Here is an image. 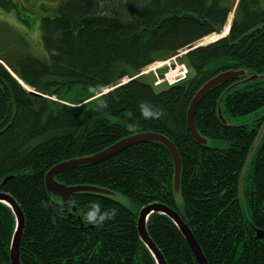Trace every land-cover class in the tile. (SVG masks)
Masks as SVG:
<instances>
[{"label":"trees","instance_id":"obj_1","mask_svg":"<svg viewBox=\"0 0 264 264\" xmlns=\"http://www.w3.org/2000/svg\"><path fill=\"white\" fill-rule=\"evenodd\" d=\"M228 18L229 32L219 39L214 33L228 29ZM35 21L44 55L24 48L13 62L0 58L24 88L43 96L29 94L0 65V192L16 200L24 217L21 264H155L137 233V214L151 203L179 214L208 264H264V240L256 238V231L264 233V135L238 198L241 171L264 123V81L223 99V118L242 124L223 125L216 114L232 83L213 89L199 104L198 132L225 142V148L197 145L186 129L189 103L206 81L232 69L264 74V0H62L53 15L31 18L30 28ZM204 37L219 40L178 59L188 69L183 80L157 89L154 77L146 81L141 75ZM182 73L177 68L171 75ZM142 107L161 115L146 118ZM140 132L161 134L176 147L180 204L172 193L171 157L157 144L134 145L55 178L67 186L108 189L129 207L82 195L61 205L47 194L44 175L52 166ZM7 177L12 180L2 184ZM94 203L98 214H114L88 223L85 214ZM14 228L12 211L0 204V264H9ZM147 232L166 264H196L166 216L152 215Z\"/></svg>","mask_w":264,"mask_h":264},{"label":"water","instance_id":"obj_2","mask_svg":"<svg viewBox=\"0 0 264 264\" xmlns=\"http://www.w3.org/2000/svg\"><path fill=\"white\" fill-rule=\"evenodd\" d=\"M263 26H259L256 29H261ZM252 30V31H254ZM221 29L217 32L220 33ZM229 32V27L227 32H225V36H227ZM201 46V45H199ZM191 47L183 54L187 53L188 51L196 48ZM181 54V55H183ZM6 65V64H5ZM256 81H264V74L257 75V74H250L246 70L238 69V70H226L223 72L218 73L208 81H206L194 94L192 97L189 106L186 112V129L189 133L190 138L197 144L203 147H209L210 140L204 138L197 130L195 124V113L196 110L204 99V97L211 92L213 89L217 88L220 85L232 83L230 84L225 91L222 93L218 100L216 114L219 121L223 125H229V123L223 118L222 116V102L225 96L230 93L232 90L243 87L250 83ZM21 86V81H17ZM29 94L40 96L38 93L26 90ZM264 135V123L262 124L261 128L258 131V134L255 138V141L249 151L248 158L243 166V169L240 174L239 179V195L238 198L242 200V183L245 177L246 171L251 163V160L255 154V151ZM138 144H157L165 148L168 154L171 157L172 164H173V175H172V193L176 203H181V195H180V176H181V161L178 154V151L174 144L168 140L165 136L152 133V132H140L131 134L123 139L118 140L117 142L113 143L112 145L108 146L104 150L74 159H69L62 161L54 166H52L44 175V186L47 194L51 198H57L59 200V204L61 205H68L70 200L74 196L82 195V196H91L106 199L112 202H116L126 206L125 202L122 200L123 196L121 197L120 194L114 193L108 189L93 186V185H72L67 186L64 183L58 182L55 178L60 175L61 173L76 169V168H83L89 167L96 164H99L103 161L108 160L109 158L119 154L120 152L124 151L125 149L138 145ZM12 177H7L2 184H6L7 182L11 181ZM0 204H3L10 208L13 213L15 219V228L12 234L11 242H10V249H9V264H21L20 255H19V248L21 243L22 233L25 227V221L20 209V206L16 202V200L8 193L0 192ZM71 213H76L75 206L69 207ZM159 214L166 216L171 222L176 226L177 230L179 231L180 235L183 237L185 242L187 243L193 257L196 261V264H208L200 247L198 246L197 242L195 241L191 231L189 230L188 226L184 224L181 220L179 214L159 203H151L147 206L142 207L138 214H137V233L138 237L149 252L150 256L154 260L155 264H166L162 253L156 247V245L150 239L148 232H147V223L149 218L154 215ZM80 221V218H78ZM256 238L264 240V233L261 231H256Z\"/></svg>","mask_w":264,"mask_h":264},{"label":"rangeland","instance_id":"obj_3","mask_svg":"<svg viewBox=\"0 0 264 264\" xmlns=\"http://www.w3.org/2000/svg\"><path fill=\"white\" fill-rule=\"evenodd\" d=\"M14 1L16 3H19L20 4V5L18 4L19 6L23 5L21 7H24L25 8L24 10L27 11L26 13L31 15L32 19L35 18V20H38L39 16L43 14L53 15L54 12L58 9V4H59V0H14ZM16 3L15 5L11 6L10 9H8V7L5 9L0 6V58L3 61H9V62L15 61L16 58H18L21 54L25 53L24 50H22L24 48H26V50L29 52V55H33V54L40 55V56L44 55L43 49L41 47V39H40L41 35H40L38 21H35V24L33 26L31 25L32 26L31 28L28 22H26L25 24V22H23L24 16H21L22 13L21 14L19 13V11H21V7L16 6L17 5ZM7 12L9 13L11 12V13L9 14ZM229 20L230 19L228 18V22L226 26L227 25L230 26ZM205 38L207 40V37H204L203 39L199 40L196 44H193L192 46L187 47L186 49H184V51L179 52L177 56L169 60L153 63L152 65L145 68L141 72V75L145 77L146 81H150L151 77H154L153 85L157 89H161L166 84L172 85L176 82L183 80L188 74V69L183 63L178 62V59H180L184 55L183 53L186 52L191 47H195L199 45L203 46V45L209 44L210 41L205 42ZM221 38H223V36ZM214 40L212 39V42L217 41V40L215 41ZM2 60H0V65L16 81H20L12 73V71H10V69L4 64ZM160 64L161 66L158 67ZM177 68L183 69V73L178 76L171 75L177 70ZM158 70H164V73L162 76H159ZM125 82L126 81H123L121 82V84ZM23 89L25 91L28 90L24 87ZM95 98H92V100ZM229 123L230 124H236V123L242 124L243 120H239V119L229 120ZM209 146L213 148H225L227 145L225 142H222V141H210ZM122 198L126 206L129 207L130 206L129 201L125 197H122Z\"/></svg>","mask_w":264,"mask_h":264},{"label":"clouds","instance_id":"obj_4","mask_svg":"<svg viewBox=\"0 0 264 264\" xmlns=\"http://www.w3.org/2000/svg\"><path fill=\"white\" fill-rule=\"evenodd\" d=\"M141 114L146 118H158L161 115V112L152 110L148 107H142ZM98 204H93L92 209L85 214L86 220L88 223L96 224L101 223L105 219L110 218L114 212H105L103 214H98Z\"/></svg>","mask_w":264,"mask_h":264},{"label":"flooded vegetation","instance_id":"obj_5","mask_svg":"<svg viewBox=\"0 0 264 264\" xmlns=\"http://www.w3.org/2000/svg\"><path fill=\"white\" fill-rule=\"evenodd\" d=\"M60 1H62V0H59V2ZM0 2H3V3H5L6 5H7V7H8V9H10V7L11 6H13V5H15V1L14 0H0ZM17 5L16 6H18V7H21V6H23V5H21V6H19L20 4L19 3H16ZM19 4V5H18ZM7 9V10H8ZM25 8L24 7H21V11H19V13L21 14L22 13V15L21 16H24V21L25 22H30L31 21V15H29L28 13H26L27 11L26 10H24ZM7 13H9V12H7ZM11 13V12H10ZM9 13V14H10ZM23 21V22H24Z\"/></svg>","mask_w":264,"mask_h":264},{"label":"bare ground","instance_id":"obj_6","mask_svg":"<svg viewBox=\"0 0 264 264\" xmlns=\"http://www.w3.org/2000/svg\"><path fill=\"white\" fill-rule=\"evenodd\" d=\"M225 32H227V30H225L224 28H222L221 31H220V33L215 32L214 34L218 35V37L221 38L222 36L225 35ZM183 76H184V75H183ZM178 78H179V77H178ZM176 79H177V78H176ZM176 79H175V80H176ZM124 81H127V79L124 80Z\"/></svg>","mask_w":264,"mask_h":264}]
</instances>
